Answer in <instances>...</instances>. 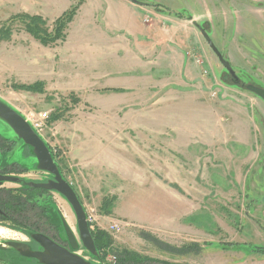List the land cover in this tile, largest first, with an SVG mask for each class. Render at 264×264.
Returning <instances> with one entry per match:
<instances>
[{
    "label": "rangeland",
    "instance_id": "obj_1",
    "mask_svg": "<svg viewBox=\"0 0 264 264\" xmlns=\"http://www.w3.org/2000/svg\"><path fill=\"white\" fill-rule=\"evenodd\" d=\"M136 1L142 4L131 3L143 8L146 18L151 22L156 19L155 38L147 34L146 41H139L146 47L137 49L148 72L142 76L147 79L140 78L130 85L132 89L123 90L129 83L121 74L125 69L122 62L77 63L76 71L84 65L83 73L74 78L69 73L68 85L76 87L82 80L79 94H34L13 90L12 86L43 81L15 82V74L4 65L8 60L0 55V98L30 123L44 113L50 117L56 107L68 103L70 109L64 119L53 124L48 119L40 135L59 155L68 181L73 168H69L67 140L71 141L70 131L80 121L84 122L82 126L87 120H111L112 126L100 128L108 130L107 140L102 141L115 143L121 135H127L141 146L130 156L138 185L132 194L137 197L124 213L132 222L123 216L121 199L110 207L111 214L105 215L101 210L104 200L83 198L85 205L96 210L101 230L106 231L117 221L125 224L120 233L106 231L115 251H135L177 264H264V256L250 248L264 246V100L232 83L198 28L207 30L243 85L264 88V0ZM14 4L0 0V24L26 12L27 0ZM13 28L11 41L26 36L18 22ZM159 40L161 44L157 45ZM86 76L94 80L91 88L84 86ZM71 94L81 101L74 107L68 98ZM8 141L15 142L10 152L5 150ZM1 143L0 169L6 163L29 171L8 175L37 182L52 178L37 169L33 149L0 119ZM111 181L116 190L128 186L116 175ZM2 187L21 186L5 183ZM48 198L56 203L80 242L76 217L64 212L65 198L51 192L40 201ZM0 227L4 226L0 223ZM4 229L11 235L0 239L5 246L9 241L27 242L30 238L20 231ZM49 233L58 242L69 244L64 230ZM193 243L201 245L199 252L180 253ZM205 243L215 246L204 247ZM225 243L237 245L222 246Z\"/></svg>",
    "mask_w": 264,
    "mask_h": 264
},
{
    "label": "crops",
    "instance_id": "obj_2",
    "mask_svg": "<svg viewBox=\"0 0 264 264\" xmlns=\"http://www.w3.org/2000/svg\"><path fill=\"white\" fill-rule=\"evenodd\" d=\"M15 1L11 0V5L16 6ZM76 3L77 0H27L25 13L41 15L50 22L59 18ZM153 20L151 22L146 18L143 8L131 3V0H83L77 15L68 27L65 42L54 47H45L26 34L15 41L1 42L0 55L8 60L4 65L15 74L14 78L18 80L15 82L43 81L46 95L70 92L79 94L82 80L76 87L70 86L68 75L70 73L74 78L79 72L83 73L84 65L78 72L75 66L77 63L91 62H122L124 64L122 69H125L121 74L129 83L123 87V90L132 89L130 85L139 82L140 78L147 79L145 75L142 76V73L148 72L144 60L137 54V49L146 47V44L139 41H146L147 34L155 38L156 19ZM160 44L159 40L157 45ZM117 76L121 77V75ZM85 78L87 80L84 86L91 88L94 80L90 76ZM53 100L54 98L49 99L50 102ZM81 123L84 122L80 121L73 131H70L73 136L71 141L67 140L70 143L71 167L69 168H73L70 184L81 198L83 205L86 204L83 201L86 197L101 202L109 195L115 196L117 202L121 199L123 216L127 221L132 222L125 213L135 202L137 196L132 192L138 185L136 167L130 156L139 152L141 146L135 144L133 138L127 135H121L119 141L115 143L102 141L107 140L108 130L100 128L112 126L111 120L104 119L100 123L87 120L82 126ZM111 152H116L118 155H111ZM113 175L121 178L122 182H128V186L116 190L111 181ZM143 207L146 208V204ZM63 208L66 215L71 218L76 217L67 202Z\"/></svg>",
    "mask_w": 264,
    "mask_h": 264
},
{
    "label": "trees",
    "instance_id": "obj_3",
    "mask_svg": "<svg viewBox=\"0 0 264 264\" xmlns=\"http://www.w3.org/2000/svg\"><path fill=\"white\" fill-rule=\"evenodd\" d=\"M82 3L83 0H80L71 9L64 12L59 18H57L51 25L41 15H31L28 13L14 15L4 23L0 24V43L3 41L12 40V37L14 35L13 26L16 22H18L22 26L24 32L32 36L43 46H57L59 43L65 42L67 38L68 27L77 15ZM12 88L13 90H22L34 94H44L46 91L44 82H36L30 85L15 84L12 86ZM120 91L123 92V90ZM68 98L70 99L72 105L71 107H74L81 102L80 98H78L74 94H71ZM67 101L68 100L65 99V102ZM69 109L70 108H68V103H64L61 106L56 107L55 111L50 115L48 123L53 124L63 120L65 117V113L68 112ZM3 141L7 142V140L4 139ZM14 144L15 142H10V145H8L5 150L7 152L12 151L14 148ZM46 144L50 149L60 172L66 179L58 159L59 155L57 153H54L53 149L48 143ZM0 146L4 147V144L1 143ZM28 172L29 171L26 168L19 169L17 164L4 163L3 170L0 169V173L4 175H8L11 173L27 174ZM66 180L68 181V179ZM32 182L38 183L37 181L22 179V181L19 183L21 186L20 188L8 189L0 187V223L4 227L12 231H20L29 237L31 236V234L35 233H42L49 237L51 235L49 232L53 229L57 231H60L62 229L65 231L64 217L58 209L56 203L53 202L51 198H48L44 202L40 201L41 198L49 195L51 192L31 187L30 184ZM79 199L83 204L80 197ZM116 200V197H107L104 199L101 210L105 212V215L111 214L109 209ZM89 227L93 235L95 246L98 252V257L103 258V256H105L107 253H112L115 256V261L112 264H177L165 260L155 259L149 256H144L135 251L125 249L115 251L113 249V240L106 231L101 229H92L90 224ZM224 245H226V247H229L235 246L237 244H222V246ZM214 246L215 244L213 243L204 244V247L208 248ZM250 248L252 249V252L254 254L264 256V246L251 245ZM200 250L201 245L198 243H193L188 246H184L180 250V253H197ZM0 263L40 264L35 259L22 257L12 248L0 249Z\"/></svg>",
    "mask_w": 264,
    "mask_h": 264
},
{
    "label": "water",
    "instance_id": "obj_4",
    "mask_svg": "<svg viewBox=\"0 0 264 264\" xmlns=\"http://www.w3.org/2000/svg\"><path fill=\"white\" fill-rule=\"evenodd\" d=\"M135 4H142L136 0H131ZM202 36L207 41L209 47L218 57L222 66L230 74L231 81L234 85L243 86L247 91L255 94L257 97L264 100V88L254 85H243L241 79L235 72L232 64L226 60L212 41L207 30L198 26ZM0 119L4 121L15 133L19 140L25 145L33 149V154L37 161V169L41 172L52 175V178L46 182H32L31 187L42 189L48 192H56L61 195L72 207L73 212L77 219V227L80 236V242L73 236L69 229L67 222L65 221V232L68 237L69 248L63 247L53 241L50 237L42 233L31 234L30 238L40 246L43 251L31 250L29 245L24 242L9 241L7 246L0 243V249H6L7 247L14 249L22 257L35 259L40 264H95L89 260H86L78 254L80 247H83L91 257L98 258V252L95 246L93 235L89 227L87 219V213L84 205L81 203L77 192L74 190L69 181H67L63 174L60 172L57 163L55 162L50 149L48 148L44 139L36 132L31 123L21 115L17 110L11 107L9 104L3 102L0 99ZM22 178L14 175L0 174V187L5 183L19 184ZM4 228V227H3ZM81 245V246H80Z\"/></svg>",
    "mask_w": 264,
    "mask_h": 264
},
{
    "label": "built area",
    "instance_id": "obj_5",
    "mask_svg": "<svg viewBox=\"0 0 264 264\" xmlns=\"http://www.w3.org/2000/svg\"><path fill=\"white\" fill-rule=\"evenodd\" d=\"M48 119H49V114L44 113V114L40 115L39 119L32 121V123H31L32 127L41 136H42L41 132H43V130L45 128L46 121ZM53 151H54V153H56L55 150H53ZM84 207H85V210L87 213V219H88L89 224L91 225V228L92 229H100L99 223H98V218H97V212L94 209V207L90 206V205H84ZM121 223H119L118 221L111 223L108 226L106 231H108L112 234L120 233L122 231V228H124L123 225H125L124 223H122V224ZM78 254L80 256H82L83 258H85L86 260H89L95 264H112L115 261V256L112 253H109L106 258H104V257L103 258L102 257L93 258L90 256V254L86 250H84L83 247H81L79 249Z\"/></svg>",
    "mask_w": 264,
    "mask_h": 264
},
{
    "label": "flooded vegetation",
    "instance_id": "obj_6",
    "mask_svg": "<svg viewBox=\"0 0 264 264\" xmlns=\"http://www.w3.org/2000/svg\"><path fill=\"white\" fill-rule=\"evenodd\" d=\"M49 237H50L53 241H55L56 243H58L59 245H61V246H63V247H67V248L70 249V251H72V249H71V247L69 246L68 243H67V244H65V243H60V242H58V239L55 238V237L52 236V235H50ZM14 241L21 242V241H19V240H14ZM24 243L28 244L31 250H34V251H43V249H42L40 246H38V245H37V244H36L31 238H29V240H28L27 242H24Z\"/></svg>",
    "mask_w": 264,
    "mask_h": 264
},
{
    "label": "bare ground",
    "instance_id": "obj_7",
    "mask_svg": "<svg viewBox=\"0 0 264 264\" xmlns=\"http://www.w3.org/2000/svg\"><path fill=\"white\" fill-rule=\"evenodd\" d=\"M10 232L4 228L0 227V239H8L10 238Z\"/></svg>",
    "mask_w": 264,
    "mask_h": 264
}]
</instances>
